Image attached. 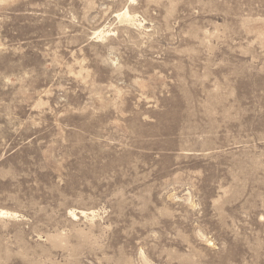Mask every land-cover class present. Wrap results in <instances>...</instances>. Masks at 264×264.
<instances>
[{
    "label": "rangeland",
    "instance_id": "1",
    "mask_svg": "<svg viewBox=\"0 0 264 264\" xmlns=\"http://www.w3.org/2000/svg\"><path fill=\"white\" fill-rule=\"evenodd\" d=\"M0 210V264H264V0H0Z\"/></svg>",
    "mask_w": 264,
    "mask_h": 264
},
{
    "label": "bare ground",
    "instance_id": "2",
    "mask_svg": "<svg viewBox=\"0 0 264 264\" xmlns=\"http://www.w3.org/2000/svg\"><path fill=\"white\" fill-rule=\"evenodd\" d=\"M128 13L129 12H124V16L125 17H127L128 19L130 18L131 19V17L128 15ZM97 33V32H96ZM9 214L7 213V212H5L4 210H0V217H3L4 218V216H8ZM72 215L74 216V213H72ZM6 218V217H5Z\"/></svg>",
    "mask_w": 264,
    "mask_h": 264
}]
</instances>
